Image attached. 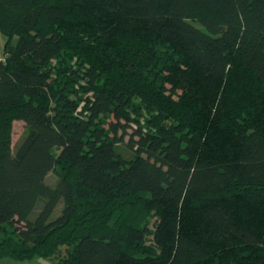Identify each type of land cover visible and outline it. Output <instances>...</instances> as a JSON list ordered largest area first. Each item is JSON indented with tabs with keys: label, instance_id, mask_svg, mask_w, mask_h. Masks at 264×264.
Instances as JSON below:
<instances>
[{
	"label": "trees",
	"instance_id": "1",
	"mask_svg": "<svg viewBox=\"0 0 264 264\" xmlns=\"http://www.w3.org/2000/svg\"><path fill=\"white\" fill-rule=\"evenodd\" d=\"M0 37V264H264V0H0Z\"/></svg>",
	"mask_w": 264,
	"mask_h": 264
},
{
	"label": "rangeland",
	"instance_id": "2",
	"mask_svg": "<svg viewBox=\"0 0 264 264\" xmlns=\"http://www.w3.org/2000/svg\"><path fill=\"white\" fill-rule=\"evenodd\" d=\"M16 38H14L13 43L15 42ZM3 43H4V38L0 37V56L3 55ZM24 130V123L22 121H15L13 123V130H12V145H15V143L19 140L21 134L23 133ZM131 129H127L126 130V135L124 136V142L120 145V151L124 156H129L130 150L127 149V142H128V137L129 134L131 133ZM122 131L119 130L118 131V135H121ZM46 181L51 184V185H55L57 182V177L55 174L53 173H49ZM61 209V205L58 207V211ZM1 263H14V261L12 260H1ZM22 264H48V262L46 260L43 259H39V258H35L33 260L30 261H25L22 262Z\"/></svg>",
	"mask_w": 264,
	"mask_h": 264
},
{
	"label": "built area",
	"instance_id": "3",
	"mask_svg": "<svg viewBox=\"0 0 264 264\" xmlns=\"http://www.w3.org/2000/svg\"><path fill=\"white\" fill-rule=\"evenodd\" d=\"M2 60H3V56L1 55V56H0V62H1Z\"/></svg>",
	"mask_w": 264,
	"mask_h": 264
}]
</instances>
